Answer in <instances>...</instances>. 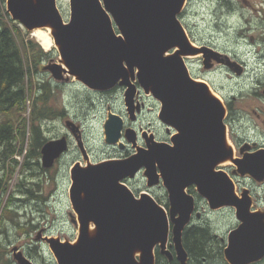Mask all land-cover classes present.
<instances>
[{
    "label": "water",
    "instance_id": "95a60500",
    "mask_svg": "<svg viewBox=\"0 0 264 264\" xmlns=\"http://www.w3.org/2000/svg\"><path fill=\"white\" fill-rule=\"evenodd\" d=\"M187 0H70L65 22L57 0H7L12 19L28 31L52 28L60 53L59 64L50 66L57 80L63 72L93 91L124 86L125 104L132 120L141 111L135 97L137 85L161 104L159 119L177 131L172 144L143 132L146 147L126 158L71 169L70 201L78 215L76 243L49 238L58 264H156V250L181 264L188 259L183 233L196 211L195 186L211 210L233 207L240 221L229 234L224 254L230 264H252L264 258V212L251 210L245 190L237 195L229 175L217 167L230 159L241 175L264 180V149L234 158L227 147V110L212 96L205 82L197 83L179 54L203 53L206 66L219 54L208 47L193 46L179 15ZM178 52L175 53V49ZM138 71V72H136ZM134 84L132 81H136ZM124 119L109 113L106 143L121 142ZM136 146L137 133L125 130ZM69 149L65 136L48 141L41 150L42 166L51 168ZM143 171L148 188L162 183L168 192L169 212L148 193L139 199L123 183ZM91 225L95 228L92 236ZM172 236L174 253L168 245ZM138 253V256H137ZM19 264H33L21 254Z\"/></svg>",
    "mask_w": 264,
    "mask_h": 264
},
{
    "label": "rangeland",
    "instance_id": "374dc122",
    "mask_svg": "<svg viewBox=\"0 0 264 264\" xmlns=\"http://www.w3.org/2000/svg\"><path fill=\"white\" fill-rule=\"evenodd\" d=\"M217 1L187 0L178 17L195 46L208 47L219 54L220 60L211 58L208 67L203 53L193 59H186L185 64L191 77L205 82L226 106L228 140L235 156H238V149L232 141L236 139L235 135L248 136L258 144H264V112L261 111L264 110V98L259 96H264V0H249L248 4H243V0H232L233 6H219ZM4 5L7 11V0ZM57 6L64 21L68 22L71 14L70 0H57ZM16 23L27 41L33 40L40 45L33 35L36 29L28 31ZM41 29L46 31V28ZM51 37L53 41L54 37ZM41 48L51 55L44 59L34 75L35 92L28 100L27 111L19 115L0 114V122L11 123L17 128L26 120V150L33 142L32 105L37 100L38 108L46 106L51 110L35 121L46 142L66 136L69 149L55 161L53 167L44 168L40 157L34 160L39 162V167L24 174L18 169L10 181L12 201L9 203V198L4 196L0 205V244L7 249L5 253L0 250V264H19L16 259L18 254L33 264H58L47 239L55 238L70 243L78 239V215L70 201L73 165L80 163L86 166L88 162L96 164L112 158L128 157L136 152L137 147H146L145 139L141 136L144 131L154 134L157 141L169 144H172L171 138L177 133L160 121L161 104L152 95L145 94L139 86L136 101L143 107L132 120L125 104L123 86L108 92L92 91L66 72L62 73V80H57L50 66L59 64L67 69L60 53L55 46L50 51ZM43 85L51 89L48 102L37 99L45 94L39 92L36 95ZM55 110L65 113L56 117L53 114ZM255 112L261 114L260 120H257ZM109 113L120 115L125 121V128L137 133L136 146L125 137L121 141L125 146L123 148L106 143L104 126ZM230 130L233 131L232 138ZM25 150L23 154L15 156L21 163L27 153ZM217 169L229 175L238 195L245 190L249 192L252 211L264 212V180L257 181L250 175H241L232 161L219 165ZM22 180L25 188L32 189L35 195L20 192L22 188L18 185ZM126 184L136 196L147 192L169 212L168 192L162 183L148 188L146 177L141 172ZM190 190L195 197L196 211L201 215L197 218L194 214L189 227L195 225L209 228L213 238L209 242L210 251L214 257L207 264H225L227 260L224 251L229 234L240 225L236 210L233 207L211 210L195 186H191ZM7 205L12 211L9 217L3 214ZM161 256L167 262L165 255ZM161 262L165 264L162 259Z\"/></svg>",
    "mask_w": 264,
    "mask_h": 264
},
{
    "label": "trees",
    "instance_id": "16d2710c",
    "mask_svg": "<svg viewBox=\"0 0 264 264\" xmlns=\"http://www.w3.org/2000/svg\"><path fill=\"white\" fill-rule=\"evenodd\" d=\"M5 0H0V114H21L27 111V103L35 92L33 85L34 75L37 74L41 63L47 58L50 53L44 52L41 46L33 40H26L22 31L17 26V23L11 19L5 8ZM52 53V52H51ZM40 94L45 93L37 99H45L48 102V94L51 89L43 85L39 87ZM37 100L33 106V123L32 143L31 147L25 150L26 136V120L16 128L11 123L0 122V205L4 196L11 200L12 192H9L10 181L19 169L23 174L39 167V162H34L35 159L41 157V148L45 144L46 139L39 126L35 124L36 119L43 118L50 112L46 106L37 107ZM46 113V114H44ZM65 112H57L53 114L63 116ZM32 126V125H31ZM26 151L22 163L15 158L17 154H23ZM39 174V173H38ZM22 188V194L29 193L35 195L32 189H26L24 181L19 185ZM192 194V190H190ZM9 205L4 207L3 214L9 217L12 211ZM10 219V218H9ZM4 222V221H3ZM19 227H23L19 225ZM6 232V231H5ZM213 239L209 228L205 226L192 225L187 227L183 233V245L191 256V261L194 264H202L203 259L209 261L212 257L210 240ZM0 250L4 253L7 250L0 244ZM2 255L0 254V259ZM179 264L176 260L166 262L162 258L161 253L156 254V264Z\"/></svg>",
    "mask_w": 264,
    "mask_h": 264
},
{
    "label": "flooded vegetation",
    "instance_id": "af4514ba",
    "mask_svg": "<svg viewBox=\"0 0 264 264\" xmlns=\"http://www.w3.org/2000/svg\"><path fill=\"white\" fill-rule=\"evenodd\" d=\"M243 2H242L243 4H248L249 0H243ZM216 4L219 5V6H233L232 0H218L216 2ZM259 96L264 98V96H262V95H259ZM262 103H264V102L262 101ZM142 107L143 106H141V110H142ZM261 111L264 112L263 109H261ZM255 113H256L257 120H260L261 119V114L258 113V112H255ZM232 132L233 131L230 130L231 138H232ZM235 136H236V139H232V141H233V143L235 145V148L238 149L237 152L239 153L238 156H235V159L244 158L246 154L255 153V152H257V151H259L261 149H264V144H258L252 138H250L248 136H244V137L242 135H235ZM125 181H126V183H130L131 179H126ZM171 251L174 253V249L172 248V246H171ZM165 257L168 260V262H172V261L176 260L179 264H181L177 260L176 256H173L172 259H170L168 256H165ZM208 262L209 261H206L205 259H203V263L202 264H207ZM262 262H264V258H262L260 261H258L256 263H252V264H257V263H262ZM224 263L225 264H230L228 261L224 262ZM185 264H194V262L191 261V256H188V259H187Z\"/></svg>",
    "mask_w": 264,
    "mask_h": 264
},
{
    "label": "bare ground",
    "instance_id": "6f19581e",
    "mask_svg": "<svg viewBox=\"0 0 264 264\" xmlns=\"http://www.w3.org/2000/svg\"><path fill=\"white\" fill-rule=\"evenodd\" d=\"M34 37L37 39V41L40 43V45L46 50V51H50L54 46H55V42L54 40L52 41V28L50 27H47L46 28V31H44L43 29L39 28V29H36L33 33ZM52 38V39H51ZM54 43V44H53ZM53 45V46H52ZM195 46V45H193ZM175 53L178 52L179 54V51L178 49L176 48L175 50ZM199 54H189V55H184V54H179L180 58L183 59L184 61H186V59H193L194 57H197ZM197 83H202L203 81L202 80H196ZM210 89V88H209ZM210 93L212 96L216 97L217 99H220V96L215 93L213 90L210 89ZM227 147H231V144L229 143V141H227ZM231 160L228 159L224 162H222L220 165H223V164H227L229 163ZM87 164H92V162H88ZM83 166V165H82ZM90 234L93 236L95 234V228L93 226L90 227V230H89ZM137 256H138V253H137Z\"/></svg>",
    "mask_w": 264,
    "mask_h": 264
}]
</instances>
